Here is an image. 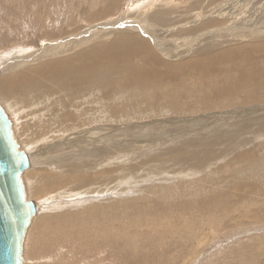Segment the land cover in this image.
<instances>
[{"label": "rangeland", "instance_id": "1", "mask_svg": "<svg viewBox=\"0 0 264 264\" xmlns=\"http://www.w3.org/2000/svg\"><path fill=\"white\" fill-rule=\"evenodd\" d=\"M222 2L0 0V78L41 60L43 62L58 56L72 55L99 42L102 44L111 37L109 34H115L120 29L129 28L142 34L140 30L146 27L150 15L157 10L159 12L153 14L156 15L153 23L162 25L168 35L177 38L182 33L177 24L197 16L199 9L193 3H199L203 12L208 13L203 14L204 21L223 10L224 5L230 7L237 0ZM144 17L148 18L147 21L142 20ZM132 19L136 23L131 24ZM262 23L264 0H241V10L236 19L213 16L208 25L210 28L201 27L203 31L198 29L192 34H203L207 30L215 31L221 27L238 30L242 34L246 24L258 26ZM184 30L189 28H182ZM53 46L56 52L50 51ZM165 47L167 49L157 47L156 53L166 63H171L175 60L169 58V52L172 53L173 49L167 46V42ZM255 54L262 53L258 51ZM32 55L38 56L32 60ZM224 64L229 66L227 62ZM218 69L216 73L225 74V68ZM263 71L264 64L259 75ZM232 72L229 83H236L237 76L241 75L238 73L236 76L234 69ZM86 75L84 81L78 84L81 85L82 98L69 93L67 89H64L65 95L62 89L57 92L59 98L56 96V99L65 102H58V105L64 104L63 107L61 105L64 109L57 107L59 112L64 110L63 113H68L71 110L75 116L61 119L59 114L58 119L57 114L53 116L55 120L51 118L54 126L48 124L52 110L47 106L51 103L42 104L40 100L39 103L29 102L28 107H23L15 101L13 90L9 88L4 91L0 86V104L12 121L20 148L25 150L31 160V167L22 177L27 197L40 206L26 235L25 264H264V254H260L261 249H264V123L263 129L258 130L260 133L255 127L252 128L253 120L264 118V96L260 95L264 92V80H257L260 85L258 89L254 85L250 90L251 96H259L255 103L245 98L244 93L236 97L237 90L242 91L243 86L235 88L234 97H229L227 91L230 92V88H221L223 104L230 101L215 106L218 104L215 100L211 98L210 104L204 103L203 96L197 93L183 94L178 98L179 101L172 102L157 89L148 91L146 86L137 88L136 84L129 83L122 75ZM250 75L252 79L255 78L252 72H247L246 77ZM172 79L173 74H169L161 82L164 84ZM190 79L191 73H188L182 80L186 85ZM74 96L76 99H73ZM68 97L71 103L69 108L65 106ZM38 120L44 122L43 125ZM98 125L101 129H92ZM211 126L214 129L209 131ZM228 128L237 129L238 135L234 134L233 137L231 134L230 139L224 137ZM254 132L259 134L255 135ZM81 135L82 142L74 139ZM210 135L215 136L212 139L208 137ZM186 147L187 150L184 149ZM196 150L199 151L195 153ZM60 153L62 160L57 156ZM69 153H78L81 157H68ZM187 153L193 159L184 158ZM197 156L201 158L197 159ZM53 157L59 159V162L53 160ZM205 159L210 161L207 163ZM41 168L46 171V176ZM74 171L77 176H74ZM38 174L45 176L46 183ZM68 174L77 177V181ZM49 176L52 179H48ZM55 178L58 183L62 178V182L64 180L56 185L57 188L51 183ZM48 183L56 191L45 186Z\"/></svg>", "mask_w": 264, "mask_h": 264}, {"label": "bare ground", "instance_id": "2", "mask_svg": "<svg viewBox=\"0 0 264 264\" xmlns=\"http://www.w3.org/2000/svg\"><path fill=\"white\" fill-rule=\"evenodd\" d=\"M223 2H227L228 0H222ZM244 1V0H243ZM248 1V0H246ZM254 1V0H253ZM146 2V1H145ZM154 2V1H153ZM168 2V1H166ZM204 2V1H203ZM221 2V0H220ZM223 2L221 4H223ZM200 3V2H199ZM198 3V4H199ZM253 3V2H250ZM196 3H193L194 6H196V10L198 12H196L197 16L195 17H191L190 20L185 21L184 23H178L177 24V28L179 29V31H181L182 33H180L178 35L177 38H174L171 35H168V32L165 31V29L162 27V25H157L155 23H153V21H156V15L153 14H157L159 12V10L157 11H153L152 14L149 17V21L147 23H145L146 27L142 28V34H147L146 35H142L134 30L131 31V29L129 28H125V29H120L117 30L115 34H109L108 39H105L102 44H94L91 45L90 47L86 48V49H80L79 52L77 51V53H73L72 55H65L62 57H54V59L49 60V61H43L41 60V62H38L37 64H34L30 67H25V68H21L19 69V71H16L14 73L8 74V75H4L0 78V86L2 87V89L5 91L6 89L8 90L9 88L11 89V91L13 90L14 93L16 95V99L15 101H17V103H21V105L24 107L25 105H29V102H40L41 103H46L49 102L51 103L50 105H48V109L52 110L50 117V120L48 122V124L51 123V118L54 119L53 116H56L59 119V114L61 116V119H66L68 117H70L71 115H73L71 113V110H68L69 112L67 113H60L59 109H57L58 106L61 107V105H58L59 103H65V102H60L58 99H56L57 96V92L59 90L62 89V94L65 95L64 93V89L68 90L69 93L71 94H77L78 96L80 95V98H82V95L80 94V92H82V89H80L81 85H78L80 82L82 83V81H84V78L86 74H96L99 73L100 75L102 74V76L104 77H108V76H120L122 75L123 78L128 81L129 83H133L136 84L137 88H140L142 86H146L148 87V91H150L151 89H157L159 92H161V94L163 96L167 95L170 100L172 102H175L178 100V98L180 96H182L183 94L185 95H189V93H197V95L199 96H203V101L204 103L210 104L209 99L212 98V100H215L216 105H224L225 103L229 102L230 100H227L224 104V97L220 94V89L223 88L224 90H226V88H230V92L227 91L229 93V97H234V90L235 88L239 87H243L242 91L237 90V94L236 97H240L242 96V94L244 93L246 96L245 98H249L250 100H252L253 102L259 99L258 94L251 96V88L252 86H256L257 85V89L260 86L258 82L263 81L264 80V71L262 72L261 75H259L260 69L262 68L263 64H264V23L258 25V26H247L246 24V28H242V34L238 33V30L235 31H231V30H227L228 28H223L221 27L220 29H217L215 31H211V30H207L205 32H203V34H192L193 32H195L196 30H202L201 27H209L208 25L211 23L213 16L216 17H220V18H226V19H236L238 17V14L241 10V0H237V2H234L233 5H230V7L228 6H223V10L220 11L219 9V13L214 14L212 16H210L209 19H206L203 21L202 16L204 17L203 14H208V13H204L203 12V7L198 5ZM206 4V3H205ZM219 4V5H221ZM255 4V2H254ZM214 5V4H213ZM252 5V4H251ZM211 6V5H209ZM212 7V6H211ZM220 8V7H219ZM251 8V7H250ZM209 9V8H208ZM151 12V11H150ZM214 13V12H213ZM246 13V12H244ZM256 13V12H255ZM211 14V13H210ZM241 15L243 16V14L241 13ZM247 15V14H246ZM252 15V14H251ZM254 15V12H253ZM193 16V15H192ZM207 16V15H206ZM146 17V16H145ZM142 18V20L147 21V19ZM245 17V16H244ZM243 17V18H244ZM249 17V16H248ZM140 18V17H138ZM200 23H197V20H201ZM208 18V17H206ZM215 18V17H214ZM240 18V17H239ZM238 18V19H239ZM252 18H254L252 16ZM256 18V17H255ZM261 16H258V19H260ZM135 19V18H134ZM132 19L130 21V23H136L134 22L135 20ZM187 19V18H186ZM216 19V18H215ZM173 21V19H171ZM218 20V19H217ZM181 22H183L184 20H180ZM222 21V20H221ZM229 21V20H228ZM240 21V20H239ZM242 21V20H241ZM129 22V21H128ZM131 23V24H132ZM215 23V22H214ZM225 23V21H224ZM228 23V22H227ZM233 23V22H232ZM235 23V22H234ZM246 23V21H245ZM254 23V22H253ZM144 24V23H143ZM240 24V23H239ZM184 25V26H183ZM217 25V24H216ZM176 26V25H175ZM218 26V25H217ZM221 26V25H220ZM158 27V28H156ZM229 27V26H228ZM237 27V26H235ZM175 28V27H174ZM182 28H189V30H184L182 31ZM210 28V27H209ZM212 28V27H211ZM233 28V27H232ZM216 29V28H215ZM139 30V28H138ZM203 31V30H202ZM241 31V30H240ZM213 33V34H210ZM225 32V33H224ZM230 32H235L236 34H231ZM186 33V34H183ZM209 33V34H208ZM224 33V34H223ZM183 35H187L186 37H183ZM151 36V39L149 38ZM148 37V38H147ZM217 37V38H216ZM63 42V41H62ZM166 42H167V46H169L170 48H172V53L169 52V58L170 60H173L171 63H166L163 59H161L160 56H158V54L156 53V48H165L167 49L166 46ZM86 44V42L84 43ZM55 45V44H54ZM76 45V44H75ZM73 46V44H72ZM56 48L53 46L50 51H54L56 52L57 50H55ZM170 51V50H169ZM261 52V55H256L255 52ZM54 52L52 54H54ZM161 52V51H160ZM165 52V51H164ZM36 54V53H35ZM166 54V53H165ZM63 55V54H62ZM38 55L31 57V59H35ZM52 56V55H51ZM54 56V55H53ZM168 56V55H166ZM52 58V57H51ZM153 59V60H152ZM252 59H254L252 61ZM176 60L181 61L180 63L176 62ZM247 60H250L248 62L249 67L247 66ZM227 62L229 64L225 65L224 63ZM256 62V63H255ZM182 63V64H181ZM14 64V63H13ZM216 64H219L217 67H211V66H216ZM8 67V66H7ZM11 67V66H10ZM9 67V68H10ZM226 70L225 74H219L216 73L219 69L221 68ZM237 70H236V68ZM210 69L209 71L207 69ZM4 69V68H3ZM11 69V68H10ZM23 69V70H22ZM232 69H234V74L237 76L238 73H240V77L237 76L238 78V82L236 83H229V77L232 76L231 73ZM197 70V71H196ZM214 73H212V72ZM247 72H252L255 75V78L252 79V76L250 75L249 78H247ZM191 73V81L190 82H186V85L183 82V78L188 74ZM169 74H173V79L170 80L169 82H165L164 84L161 82L162 80L166 79L167 76ZM87 76V75H86ZM174 76H176L174 78ZM258 76V77H256ZM96 77V76H95ZM83 78V79H82ZM110 78V77H109ZM115 78V77H114ZM104 79V78H103ZM117 79V77L115 78V80ZM196 79H198V81L196 82ZM256 79V80H254ZM258 80V82H257ZM86 81V80H85ZM88 81V80H87ZM86 81V82H87ZM109 81V80H107ZM119 81V80H117ZM159 82V83H158ZM117 83V82H116ZM119 83V82H118ZM259 85V86H258ZM107 86V84H106ZM255 88V89H256ZM254 89V88H253ZM256 89V90H257ZM260 89V88H259ZM6 90V91H7ZM145 89H143L144 91ZM254 90V91H256ZM67 91V93H68ZM103 91V90H102ZM236 91V90H235ZM10 92V91H9ZM66 92V91H65ZM153 92V91H151ZM215 92V93H213ZM223 92V91H222ZM259 91H256V93ZM261 92V91H260ZM61 93V92H60ZM217 93V94H216ZM225 93V92H224ZM253 93V92H252ZM262 94H260L261 96H264V92H261ZM1 94V93H0ZM12 95V93H9V95ZM176 94V95H175ZM8 95V94H7ZM29 95H31L30 97H28ZM59 95V94H58ZM152 95V94H151ZM175 95V96H174ZM227 95V94H226ZM3 97V95H2ZM7 97V96H6ZM13 97V95H12ZM58 97V96H57ZM64 97V96H63ZM189 97V96H188ZM235 97V98H236ZM10 98V97H9ZM59 98V97H58ZM66 98V97H65ZM227 98V97H226ZM261 98V97H260ZM62 99V98H60ZM73 99H76L75 96ZM189 99V98H188ZM199 99V98H198ZM202 99V98H201ZM237 99V98H236ZM4 100V98H3ZM180 100V99H179ZM178 100V101H179ZM243 100V99H242ZM261 100V99H260ZM6 101V100H5ZM14 101V99H13ZM168 101V100H167ZM186 101V100H185ZM198 101V100H197ZM264 101V100H262ZM59 102V103H58ZM252 102V103H253ZM40 103V104H41ZM194 103V102H193ZM255 103V102H254ZM257 103V102H256ZM188 104V103H187ZM201 104V103H200ZM64 105V104H63ZM62 105V107H63ZM67 107H71V103H70V97H68V100L66 99V104ZM181 105V104H180ZM202 105V104H201ZM246 105V104H245ZM244 105V106H245ZM228 106V104H227ZM61 107V108H62ZM214 107V105H213ZM229 107V106H228ZM232 107V106H231ZM243 107V106H242ZM252 107V106H251ZM76 108V107H75ZM80 108V107H79ZM219 107H217L218 109ZM246 108V107H244ZM254 108V107H253ZM259 108V107H258ZM64 109V108H62ZM176 109V107L174 108ZM205 109H208L205 108ZM216 109V110H217ZM220 109V108H219ZM234 109V108H233ZM250 109V107L248 108ZM57 110V112H56ZM210 110V108H209ZM222 110V109H221ZM237 110V109H235ZM241 110V109H240ZM243 110V109H242ZM264 110V109H263ZM48 111V110H47ZM208 111V110H207ZM234 111V110H233ZM246 111V110H245ZM250 111V110H249ZM255 111V110H254ZM259 111V110H258ZM262 111V110H261ZM218 112V111H217ZM224 112V111H223ZM238 112V111H237ZM236 112V113H237ZM252 112V111H251ZM260 112V111H259ZM171 113V112H170ZM208 113V112H207ZM212 113V112H211ZM209 113V114H211ZM219 113H221V111H219ZM227 113V112H226ZM258 113V112H257ZM224 114V113H223ZM262 114V113H261ZM260 115V114H259ZM264 115V114H263ZM75 116V115H73ZM179 117V115H177ZM224 116V115H223ZM230 116V115H229ZM234 116V115H233ZM236 116V115H235ZM220 117V116H219ZM238 117V116H237ZM255 117V115H254ZM198 118V117H197ZM222 118V117H220ZM244 118V117H243ZM257 118V117H256ZM49 119V118H48ZM200 119V118H199ZM235 119V118H234ZM240 119V118H239ZM43 120V119H42ZM55 120V119H54ZM186 120V119H184ZM244 119H241L240 121H242ZM45 121V120H44ZM182 121V120H181ZM230 121V120H229ZM235 121V120H234ZM232 121V122H234ZM239 121V122H240ZM252 122V120H249ZM254 122L252 123V128H256L257 131L263 129L262 128V124L264 123V118H261L257 120H253ZM38 122H40L38 120ZM58 122V121H57ZM153 122V121H152ZM195 122V121H194ZM199 122V121H198ZM227 122V121H226ZM41 123V122H40ZM44 123V122H42ZM41 123V124H42ZM46 123V122H45ZM53 123V122H52ZM51 123V124H52ZM89 123V122H88ZM192 123V122H191ZM196 123V122H195ZM200 123V122H199ZM198 123V124H199ZM222 123V122H221ZM235 123H237L235 121ZM250 123V122H249ZM47 124V125H48ZM50 124V126H51ZM84 124V122L82 123ZM185 124V123H184ZM224 124V123H223ZM247 123H245V126L248 127L246 125ZM39 125V124H38ZM43 125V124H42ZM46 125V126H47ZM53 125V124H52ZM56 125V124H55ZM85 125V124H84ZM100 125V124H99ZM95 126L92 129L95 130H99L101 129L100 126ZM103 125V124H102ZM132 125V124H131ZM187 125V124H186ZM184 125V126H186ZM220 125V124H219ZM240 125V124H238ZM251 125V124H250ZM54 126V125H53ZM183 126V127H184ZM191 126V124H190ZM236 126V125H235ZM244 126V125H243ZM56 127V126H55ZM112 127V126H111ZM192 127V126H191ZM202 127V126H201ZM221 127V126H220ZM238 127V126H237ZM47 128H51V127H47ZM58 128V127H57ZM90 128V127H89ZM114 128V127H113ZM178 128V127H177ZM189 128V127H188ZM196 128V127H195ZM214 129L213 126H211L209 128V131L211 129ZM224 128V126H223ZM260 128V129H259ZM29 129V128H28ZM46 129V128H45ZM53 129V128H52ZM60 129V128H59ZM76 129V128H75ZM85 129V128H84ZM92 129H90V131H93ZM197 129V128H196ZM222 129V127L220 128ZM229 130L226 131L225 135H223L224 137L230 139L234 134L238 135V132L235 130H230V128H228ZM248 129V128H247ZM70 130V129H68ZM87 130V129H85ZM153 130V129H152ZM161 130V129H160ZM172 130V129H171ZM176 130V129H175ZM193 130V129H191ZM50 131V130H49ZM78 131V130H77ZM76 131V132H77ZM88 131V130H87ZM159 131V129L157 130ZM162 131V130H161ZM178 131V130H177ZM185 131V130H183ZM197 131V130H196ZM200 131V130H198ZM250 131V130H249ZM56 132V131H55ZM97 133V131H95ZM167 131H165L164 133H166ZM169 132V131H168ZM171 132V131H170ZM182 132V131H181ZM225 132V131H224ZM241 133V131H239ZM259 132V131H258ZM261 132V131H260ZM259 132V133H260ZM43 133V132H40ZM51 133V132H50ZM65 133V131L63 132ZM62 133V134H63ZM73 133V132H72ZM150 133V132H149ZM163 133V135H164ZM211 133L214 134V132L212 131ZM254 132L255 135L259 134ZM263 133H264V129H263ZM44 134V133H43ZM42 134V135H43ZM54 134V132H53ZM153 134V133H152ZM172 134V133H171ZM177 134V133H176ZM218 134V133H217ZM61 135V134H59ZM64 135V134H63ZM150 135V134H149ZM221 135V134H220ZM262 135V134H260ZM68 136V135H67ZM66 136V137H67ZM87 136V134H86ZM92 136V135H91ZM165 136V135H164ZM215 136V135H213ZM213 136H208V137H212ZM219 136V135H217ZM253 136V135H252ZM259 136V135H258ZM55 137V135H54ZM61 137V136H60ZM59 137V138H60ZM69 137V136H68ZM76 137V136H75ZM154 137V135L152 136ZM159 138V136H157ZM161 137V136H160ZM175 137V136H174ZM182 137V136H181ZM220 137V136H219ZM157 138V139H158ZM162 138V137H161ZM172 138V137H170ZM247 138V137H246ZM53 139V138H52ZM64 139V138H63ZM76 139V141L82 142V135L78 138H74ZM160 139V138H159ZM167 139V138H166ZM177 139V138H176ZM175 139V140H176ZM215 139V138H214ZM219 138H217L218 140ZM221 139V138H220ZM58 140V138H57ZM164 140V139H162ZM185 140V139H183ZM195 140V139H194ZM226 140V139H225ZM233 140V138H232ZM61 141V140H60ZM94 141V139H93ZM96 141V140H95ZM160 141V140H159ZM230 141V140H228ZM234 141V140H233ZM59 142V141H57ZM69 142V141H68ZM67 142V143H68ZM102 142V141H101ZM164 142V141H163ZM181 142V140H180ZM179 142V143H180ZM184 142V141H183ZM182 142V144H183ZM187 142V141H185ZM200 142V141H199ZM64 143V141H63ZM90 143V142H89ZM103 143V142H102ZM157 143V142H156ZM165 143H167L165 141ZM174 143V142H173ZM189 143V142H187ZM196 143V142H194ZM91 144V143H90ZM172 146V143H169ZM181 144V145H182ZM200 144V143H197ZM211 144V143H210ZM226 144V143H225ZM57 145V144H55ZM54 145V146H55ZM65 145V144H64ZM89 145V144H87ZM110 145V144H109ZM179 145V144H178ZM180 145V146H181ZM191 145V144H189ZM233 145V144H232ZM47 146V145H46ZM53 146V147H54ZM63 146V145H62ZM86 146V144H85ZM165 146V145H164ZM176 146V144L174 145ZM185 146V143H184ZM229 146V145H228ZM231 146V145H230ZM229 146V147H230ZM49 147H51L49 145ZM68 147V146H67ZM70 147V146H69ZM68 147V148H69ZM178 147V146H177ZM190 147V146H189ZM194 149V146H192ZM211 147V146H210ZM225 147V146H223ZM245 147V146H244ZM61 148V147H60ZM66 148V147H64ZM111 148V147H110ZM200 148V147H198ZM227 148V147H226ZM44 149V147L42 148ZM52 149V148H51ZM174 149V148H173ZM176 149V148H175ZM178 149V148H177ZM176 149V150H177ZM181 149V148H180ZM183 149V148H182ZM187 150V147L184 148ZM191 149V147H190ZM196 149V148H195ZM210 149V148H208ZM232 149V148H231ZM88 150V149H87ZM179 150V149H178ZM177 150V151H178ZM192 150V149H191ZM227 150V149H226ZM46 151V150H45ZM51 151V150H50ZM49 151V152H50ZM59 151V149H58ZM62 151V149H61ZM65 152V150H63ZM168 151V150H167ZM184 151V150H181ZM196 150L195 153H197ZM43 152V151H42ZM72 152V151H71ZM160 152H162L160 150ZM189 152V151H187ZM192 152V151H191ZM193 152V154H195ZM224 152V150H223ZM107 152H105L106 154ZM110 153V152H109ZM134 153V152H133ZM165 153V152H164ZM202 153V152H200ZM199 153V154H200ZM44 155H47L45 153H43ZM49 154V153H48ZM53 154V153H52ZM112 154V153H111ZM179 154V152H178ZM184 154V152H183ZM192 154V153H191ZM204 154V153H203ZM206 154V153H205ZM208 154V153H207ZM206 154V155H207ZM34 155V154H33ZM32 155V156H33ZM50 155V154H49ZM71 155H74L76 157L79 158V154L78 153H69L70 157ZM172 155V154H171ZM197 155V154H196ZM210 155V154H209ZM250 155V154H249ZM37 156V154H36ZM39 156V155H38ZM59 158L62 156V154L60 153L59 155H57ZM57 156H55L57 158ZM161 156V155H160ZM170 156V155H169ZM182 156V155H181ZM199 156V155H198ZM197 156V157H198ZM221 157V155H219ZM46 157V156H45ZM49 157V156H48ZM55 157H53V160H57L59 162V159H55ZM65 157V156H64ZM73 157V156H72ZM81 157V156H80ZM196 157V158H197ZM213 157V156H212ZM225 157V156H224ZM42 158V157H41ZM63 157H61L62 160ZM67 158V157H66ZM115 158V157H113ZM176 158V157H175ZM181 158V157H180ZM184 158H191L190 154L187 153V155ZM201 157H198L197 159H199ZM209 158V156H208ZM214 158V157H213ZM216 158V157H215ZM44 159V157H43ZM47 159V158H46ZM81 159V158H80ZM150 159V158H149ZM171 159V158H170ZM193 159V158H191ZM203 159V157H202ZM211 159V158H210ZM51 160V159H49ZM70 160V159H69ZM108 160V159H107ZM119 160V159H118ZM172 160V159H171ZM174 160V159H173ZM206 160V159H205ZM38 161V158H37ZM54 161V162H55ZM66 161V160H65ZM71 161V160H70ZM124 161V160H123ZM202 161V160H201ZM210 161V160H209ZM208 161V162H209ZM41 162V161H39ZM44 164L45 162L42 161ZM48 162V161H47ZM52 162V161H51ZM50 162V163H51ZM57 162V163H58ZM76 162V161H75ZM181 162V161H180ZM183 162V161H182ZM197 162V160H196ZM203 162V161H202ZM207 162V160L205 161ZM207 162V163H208ZM67 163V162H66ZM84 163V162H83ZM88 163V162H86ZM92 163V162H91ZM206 163V164H207ZM49 164V162H48ZM79 164V163H78ZM170 164V163H169ZM194 164L195 160H194ZM204 164V163H203ZM67 165V164H66ZM70 166V164H68ZM67 165V166H68ZM90 165V164H89ZM143 165V164H142ZM193 165V164H192ZM208 165V164H207ZM56 166V165H55ZM61 166V165H60ZM58 166V168L60 167ZM75 166V165H74ZM72 166V167H74ZM42 167V166H41ZM62 167H63V163H62ZM161 167V165H160ZM193 167V166H192ZM191 167V168H192ZM200 167V166H199ZM206 167V166H205ZM45 168V167H42ZM41 168V169H42ZM61 168V167H60ZM65 168V165H64ZM63 168V170H64ZM71 168V167H70ZM75 168V167H74ZM162 168V167H161ZM39 169V168H38ZM40 169V170H41ZM66 169V168H65ZM69 169V168H68ZM73 169V168H72ZM83 169V168H82ZM203 169V167H202ZM43 170V169H42ZM71 170V169H70ZM78 170V169H77ZM134 170V169H133ZM38 171V170H37ZM44 171V170H43ZM62 171V170H61ZM67 171V170H66ZM80 171V170H79ZM138 171V170H137ZM42 172V171H40ZM39 172V173H40ZM45 172V176H46V171ZM43 172V173H44ZM48 172V171H47ZM81 172V171H80ZM164 172V171H163ZM42 173V174H43ZM53 173V172H52ZM50 172V174H52ZM65 173V171H64ZM72 173V172H71ZM75 173V171H74ZM131 173V172H130ZM153 173V172H152ZM30 174V173H29ZM48 174V173H47ZM73 174V173H72ZM77 176V173H75ZM79 174V173H78ZM25 175V174H23ZM27 175V172H26ZM53 175V174H52ZM51 175V177H52ZM71 177L73 175L68 174ZM84 175V174H83ZM38 177L42 176L39 174L37 175ZM44 176V177H45ZM55 176V175H53ZM73 176V177H74ZM81 176H82V172H81ZM128 176V175H127ZM26 177V176H25ZM33 177V176H32ZM36 178V176H34ZM42 176V179L44 178ZM49 176L48 179L51 178ZM65 177V176H64ZM66 177H69L66 175ZM86 177L89 179V177L86 175ZM122 177V176H121ZM31 178V177H29ZM34 178V179H35ZM41 178V177H40ZM75 178V177H74ZM52 179V178H51ZM58 180L61 178H57ZM63 179V178H62ZM62 179L60 180L62 182ZM66 179V178H65ZM77 179V177L75 178V180ZM38 180V179H37ZM39 180V181H41ZM68 180V179H66ZM74 180V179H73ZM79 180V179H78ZM33 181V179H32ZM36 181V180H35ZM45 178H44V182H45ZM59 181V182H60ZM70 181V180H69ZM72 181V180H71ZM77 181V180H76ZM81 181V180H80ZM44 182H42V184H44ZM47 182L50 183L49 180H47ZM60 182V183H61ZM64 182V180H63ZM62 182V183H63ZM68 182V181H67ZM79 182V181H78ZM36 183V182H35ZM46 183V182H45ZM46 184L45 186H47L49 189L56 191L53 189V185L51 186V184ZM52 184H54V186L59 185L60 183H58V181L56 180V178L54 179V181H51ZM66 183V181H65ZM70 183V182H69ZM80 183V182H79ZM77 183V184H79ZM86 183V182H85ZM37 184H39L37 182ZM68 184V183H67ZM66 184V185H67ZM83 185V184H82ZM44 186V185H43ZM44 186V187H45ZM75 186V185H74ZM38 187V186H37ZM77 187V186H75ZM57 188V186H56ZM37 189V188H36ZM39 189V188H38ZM40 191V190H39ZM48 190H46L45 192H47ZM37 193V192H36ZM35 193V194H36ZM41 193V191H40ZM46 195V194H45ZM262 251L260 252V254H264V249H261ZM258 257V256H257ZM256 257V258H257Z\"/></svg>", "mask_w": 264, "mask_h": 264}, {"label": "water", "instance_id": "3", "mask_svg": "<svg viewBox=\"0 0 264 264\" xmlns=\"http://www.w3.org/2000/svg\"><path fill=\"white\" fill-rule=\"evenodd\" d=\"M31 160L0 104V264H25L24 243L40 206L27 196L23 173Z\"/></svg>", "mask_w": 264, "mask_h": 264}]
</instances>
